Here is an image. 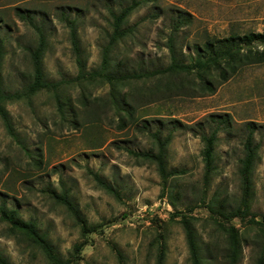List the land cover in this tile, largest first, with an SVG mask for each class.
Listing matches in <instances>:
<instances>
[{
  "label": "rangeland",
  "instance_id": "1",
  "mask_svg": "<svg viewBox=\"0 0 264 264\" xmlns=\"http://www.w3.org/2000/svg\"><path fill=\"white\" fill-rule=\"evenodd\" d=\"M127 1L0 0L4 92L20 91L32 78L30 52L38 36L19 13L29 16L46 38L45 79L63 83L57 91L61 110L50 91L6 105L13 134L0 119V206L34 223L63 261L72 259L74 245L85 244L74 264H157L160 246L163 264H192L179 218H171L175 212L193 227L200 264H256L264 248L262 229L251 223L264 216V64L247 65L224 83L214 71L203 75L215 87L213 93L200 86L195 74H155L114 89L101 79L79 80L70 22L90 73L99 69L112 33L110 12L118 14ZM179 12L191 19L174 32L172 19ZM121 28L127 34L108 54L109 72L151 73L170 65V38L175 58L187 64L196 45L264 33V0H154L140 5ZM226 114L232 128L217 134L215 169L206 184L203 143L187 129L177 128L167 145V170L176 174L166 182L153 163L129 152H156L150 135L160 122L164 137L174 121L209 124L210 115ZM143 122L149 123L148 130L142 129ZM246 122L263 127L253 139L257 153L247 214L229 224L236 236L232 246L227 226L215 222L223 224L216 210L243 208L238 171ZM94 174L119 198L102 189ZM63 190L85 219L86 238L52 196ZM0 255L9 264H48L42 251L1 215Z\"/></svg>",
  "mask_w": 264,
  "mask_h": 264
},
{
  "label": "trees",
  "instance_id": "2",
  "mask_svg": "<svg viewBox=\"0 0 264 264\" xmlns=\"http://www.w3.org/2000/svg\"><path fill=\"white\" fill-rule=\"evenodd\" d=\"M154 0H128L124 7H121L118 14H115L114 11L110 12L112 18V33L108 38L107 44L102 50L101 63L99 69L92 71L90 73L85 71V64L80 56V49L78 46V40L76 33L72 27L73 21L70 22V41L73 47L75 55V63L78 69V79L84 81H90L93 79H101L106 84H108L112 89L115 87L130 81L137 80L142 77H150L155 74H165V73H176V75H196L200 78V86L206 91L213 93L215 87L209 84L204 78L209 73L214 71L219 79V82L224 83L230 77L234 76L241 68L250 65V64H264V33H249L242 36L239 35H230L226 38L215 39L214 41L204 42L202 45L194 46L193 56L190 57V62L185 64L179 62L174 56V50L171 44V38L168 40V48L171 54V63L170 65L163 70H157L151 73L137 74L134 73H124V74H113L108 70V54L112 48L119 43L121 39L126 36V31L121 27L126 22L127 18L131 15L133 11L139 8L140 5L146 4ZM19 17L22 20H27L31 23L32 28L35 30L38 36V43L34 50L30 52L31 59V82L27 84L25 88L14 93L4 92L1 71H0V119L4 126L5 131L12 135L11 122L6 111V105L11 102H16L20 100H29L36 93L40 91H50L54 95L56 104L59 110L62 109L61 97L58 94L59 86H62L61 82H49L45 79L43 70H42V56L45 51L46 38L43 32L39 27L32 24L31 18H27L25 15L19 13ZM191 16L189 14L177 13L176 16L172 19L173 22V31L177 32L182 26L188 25L190 22ZM3 58V43L0 39V67L1 60ZM115 103L116 100L114 101ZM122 127L126 125L122 119ZM209 124L204 122H197L194 125H181L178 121H172L171 129L168 133L162 137L160 128L163 127V124L160 122L155 132H153L150 137L156 140V152L153 151H144V152H133L129 151L130 154L144 162H151L155 165L156 171L160 177L161 182H166L167 178L171 175L176 174L175 171L167 170L166 162V148L167 145L173 138V132L177 129H187L193 136L199 137L203 143L202 150V160L204 162V173L203 181L206 183L209 182L210 177L213 174L215 166L213 165V154L215 143L217 141V134L219 132H227L228 129L232 128L231 118L229 115H210L207 120ZM212 123V124H210ZM263 126H260L254 122H246L244 124L245 132L244 138L242 141V158L239 160V175L242 184V206L243 208H236L233 211H224L216 210V213L220 218L223 219V224L218 220L215 222L224 226L225 230L229 231L231 245L233 246L236 242L235 233H233V228L229 226L230 222L234 219L243 220L247 214V203L246 200L251 192L250 187V177L255 163V155L257 153V146H254V134L257 130L262 129ZM142 129H149V123L143 122ZM94 180L96 183L105 191L112 194L115 198H119L117 191L109 184L104 182L97 174H94ZM54 200L62 205L69 214L76 221L78 226L81 228V234L87 237L89 231L86 226L84 217L81 215L78 207L70 199L69 193L63 190L60 194H55L51 192ZM0 215L10 224V228L13 231L22 233L23 236L31 242V244L39 248L42 253L45 255L48 264H74L77 260L80 259V254L83 249V245H74L73 246V257L63 261L58 252L52 247V245L47 241L46 237L41 234L36 225L32 222H25L17 218L16 212L5 211L4 203L0 206ZM171 218H179L178 223L181 225L186 243L190 253V259L192 264H200L198 257V247L196 243V237L193 231V227L181 212H175L171 215ZM251 223L259 226L262 229L264 236V216L260 222L251 220ZM86 241V239H85ZM158 253L157 264H163L164 260V250L161 248ZM0 264H9L8 261L0 255ZM256 264H264V248L261 252V256L256 262Z\"/></svg>",
  "mask_w": 264,
  "mask_h": 264
}]
</instances>
